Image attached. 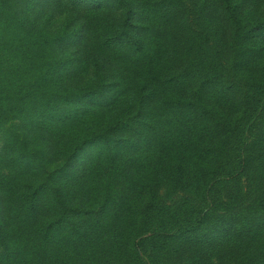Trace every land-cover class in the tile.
<instances>
[{
    "label": "trees",
    "instance_id": "obj_1",
    "mask_svg": "<svg viewBox=\"0 0 264 264\" xmlns=\"http://www.w3.org/2000/svg\"><path fill=\"white\" fill-rule=\"evenodd\" d=\"M16 121L0 264H264V0H0Z\"/></svg>",
    "mask_w": 264,
    "mask_h": 264
},
{
    "label": "rangeland",
    "instance_id": "obj_2",
    "mask_svg": "<svg viewBox=\"0 0 264 264\" xmlns=\"http://www.w3.org/2000/svg\"><path fill=\"white\" fill-rule=\"evenodd\" d=\"M63 3V2H62ZM23 133L26 131V128L22 123L18 121L10 123L8 125L3 126L0 128V156L5 154V142L9 133L13 132ZM58 164V163H56ZM142 262L141 264H146L147 262V253L142 249L141 251ZM184 257H187L185 255ZM213 264H231L224 253H219L216 257L213 258Z\"/></svg>",
    "mask_w": 264,
    "mask_h": 264
}]
</instances>
